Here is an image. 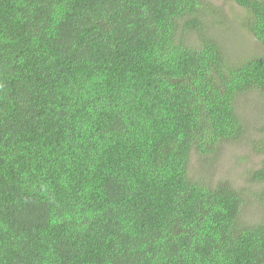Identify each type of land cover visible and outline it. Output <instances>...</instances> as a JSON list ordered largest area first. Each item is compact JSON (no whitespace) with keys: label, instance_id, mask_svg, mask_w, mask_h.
<instances>
[{"label":"trees","instance_id":"obj_1","mask_svg":"<svg viewBox=\"0 0 264 264\" xmlns=\"http://www.w3.org/2000/svg\"><path fill=\"white\" fill-rule=\"evenodd\" d=\"M0 0V264H264V0ZM263 159L245 192L209 176ZM196 158L208 176L197 172Z\"/></svg>","mask_w":264,"mask_h":264},{"label":"rangeland","instance_id":"obj_2","mask_svg":"<svg viewBox=\"0 0 264 264\" xmlns=\"http://www.w3.org/2000/svg\"><path fill=\"white\" fill-rule=\"evenodd\" d=\"M216 3L225 4L223 0H217ZM225 11L230 18L243 19L242 9L235 4L226 3ZM232 26L236 27V29L234 27L235 32L232 30L230 35L227 34L228 41L223 39V42H227L231 47L228 48L231 53L236 52V54L244 56L264 52L263 46L250 33L245 29L240 30L237 21H233ZM246 102L248 109L243 113L245 118L256 125L261 124L264 119V99L254 95L249 96ZM262 159L261 156L251 152L247 145L231 143L223 148L218 162L209 172L212 181H228L235 188L245 192L244 196H248L250 199L244 215L245 219L251 222L260 217L262 209L255 200L258 187L251 184L249 174L259 167ZM192 164L197 172H203L204 175L208 176L205 171H202L203 168L195 157L192 159Z\"/></svg>","mask_w":264,"mask_h":264}]
</instances>
